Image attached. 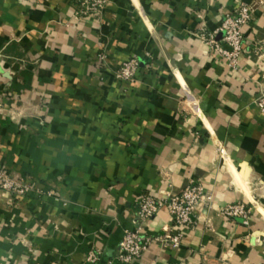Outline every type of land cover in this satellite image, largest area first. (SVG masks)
Segmentation results:
<instances>
[{"label":"crops","instance_id":"0c3cea01","mask_svg":"<svg viewBox=\"0 0 264 264\" xmlns=\"http://www.w3.org/2000/svg\"><path fill=\"white\" fill-rule=\"evenodd\" d=\"M257 1L111 0L78 21L76 0H0V169L39 186L0 189V264L115 263L139 200L191 184L212 202L182 247L133 264H264V62L232 69L200 37ZM261 41L264 4L245 28V46ZM132 58L133 82L118 81ZM238 203L248 225L222 215ZM171 227L162 210L148 232Z\"/></svg>","mask_w":264,"mask_h":264},{"label":"built area","instance_id":"2783aa9c","mask_svg":"<svg viewBox=\"0 0 264 264\" xmlns=\"http://www.w3.org/2000/svg\"><path fill=\"white\" fill-rule=\"evenodd\" d=\"M111 0H76L75 19L80 21L86 18L101 20ZM264 0L256 4L241 3L233 13L227 14L220 28L213 34H202L201 39L211 50L228 62L230 68L235 69L240 59L251 54L264 62V41L253 42L245 46V28L254 20L255 8L263 5ZM221 35L220 42L217 35ZM106 56H99L98 62L106 61ZM139 69V62L132 58L124 62L115 77L123 83L133 82ZM255 106L264 111V91L254 101ZM5 106V99L0 94V112ZM197 107V105H194ZM197 110L198 107H197ZM224 155V150H220ZM0 189L6 191L14 198H22L39 192L37 183L22 175L11 174L0 169ZM211 197L208 196L201 184L188 185L180 194H171L168 197H154L144 195L137 203L138 211L134 220V228L126 229L119 245L117 261L109 264H133L141 260L152 246L160 249L179 250L184 239V230H192L198 224L196 211L199 207L211 206ZM162 210H167L172 218V227L165 228L162 235L153 236L148 232V224ZM252 209L246 204L238 203L227 206L222 215L229 219H240L245 225L249 224ZM177 229V231H175ZM100 253L91 252L88 261L96 264L100 261ZM5 264H16L11 261Z\"/></svg>","mask_w":264,"mask_h":264},{"label":"bare ground","instance_id":"6f19581e","mask_svg":"<svg viewBox=\"0 0 264 264\" xmlns=\"http://www.w3.org/2000/svg\"><path fill=\"white\" fill-rule=\"evenodd\" d=\"M257 208V207H256ZM260 212L264 215V210L263 209H260Z\"/></svg>","mask_w":264,"mask_h":264}]
</instances>
